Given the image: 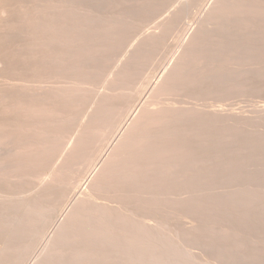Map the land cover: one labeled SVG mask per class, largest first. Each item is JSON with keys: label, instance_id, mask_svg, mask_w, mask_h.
<instances>
[{"label": "bare ground", "instance_id": "bare-ground-1", "mask_svg": "<svg viewBox=\"0 0 264 264\" xmlns=\"http://www.w3.org/2000/svg\"><path fill=\"white\" fill-rule=\"evenodd\" d=\"M108 1H110V0H0V226H1L0 227V233L6 231L5 228H3L4 225H5V227L10 226L9 228L12 230L10 232L8 231V233L10 235L9 237L12 236L11 241L14 242L13 240L16 238V236H18V237H21L20 239H18L21 242L22 238H23V241H26L27 238L30 239V237H32L33 231L38 229L35 227L39 226L38 225L39 223H41L42 225H43V223H48V224L50 223L49 226L47 225L48 228H47V226L46 227L43 226L44 230L47 228L43 234L42 233L39 234L37 231L38 235L42 234L41 235L42 238L40 236V239H42V241L40 242V240H39V244L42 245L44 242V244L42 246V251L38 254V256L41 255L43 253V251H45V250H48V249L52 250V247L55 244L59 245V243H60V245H61L60 240H62V237L63 238L65 237L64 240H67L66 239L67 234L70 235L68 233L69 232L68 230H70V228H73V226H75L76 223L77 224L80 223L79 224L80 226L82 225V223L83 224L87 223V225H88L91 222H94L95 224L99 225V223L102 224L105 221L106 222L109 221L108 222V224H109V223L113 222L112 217L116 215L117 218L115 217L116 219L114 218L113 220L118 219L117 220L118 222H121L122 224H124V223L127 224L128 221H126L127 220L126 218L129 215L127 217H125L124 216L125 214L122 211V209H123L122 208L121 211L123 212V214H122L123 216L121 215L122 218L119 219L118 215H120L119 214L120 207H117V203H116L117 197L118 198L120 197L119 199L123 198V194H121L122 198L120 196V192H121L120 190H122L121 188H123L125 185H128V187L131 191V192L128 191L129 189L127 187V189H128L127 191L129 194H127V195L125 194L124 198H126V197L128 198L129 195L133 197V193L135 194L136 193L135 190L140 189V187H141L140 185L145 186L146 185L145 181H149L151 183L149 186H151L153 183H154V185L156 183H158L159 186H160V184H162V185L167 184L171 187L172 186L174 187L177 185H170L173 183L175 184V181L172 183V181L175 180L173 178L177 179V177H178V180H182V179L187 180L189 178L187 176H189L191 174V172H190L191 166H188V165L192 161H189V163H187L186 160H184V159H186V155L185 156L183 155L184 157L182 156L184 159L181 158L182 153L185 152V150H187V148L184 147V146H186V143H187V142H185V139L187 137L184 138L186 136V134H185V136L182 135L183 134L182 132L184 131L182 128L185 127V129H186L187 126H190L189 125L191 123L190 121H193V120L199 121V119H203L206 121V119L207 120L210 119L211 121H213L212 123H214V121L219 122V121H222L223 119H227V120L229 119V122H231L230 124L233 126V128H235L234 126H236L238 124L241 125L243 118H245V117L241 118V116L243 114L240 116L241 113H239V112L236 114L235 112H237V109L235 111L234 108H233L234 110L230 111L231 113H223L225 110H220L221 107L219 108V110L222 112H218L219 111V110H217L218 108L217 109L214 108L217 110V112H216V110H214V111L210 110L209 111V108H208L207 109L208 111L205 112L207 114V116L206 115L202 116V113L204 111L200 107L202 106V108H203L204 107L203 104L200 105V107H198L199 104H197L198 106L195 104L199 108V111H196L198 108L195 106H192L191 102H190L191 105L190 104H188V105H190V107H193V108L195 107L197 109H195V110L193 108L190 109V107L188 109L184 108L186 106L183 105L184 104L183 101H182L183 104H181L180 100H182V99H180L178 101L184 107L180 106V104H179L180 107L179 106L176 107L178 101L175 104L174 103L172 104L170 102L171 105H169L168 102H167L168 103L167 105H164V104H166V102L164 103V100H162V99H161L163 102V103L161 102L162 105H159L158 103H155V102H159L160 97L165 96L166 94L167 95L169 94L168 96H170V93H172V91H176V89H180V91H182V89L186 90V88H187L191 92L194 90H201V91L204 90L205 91L207 89V87H203L202 85H200V82H199V84H198V82L195 83L193 78L195 77L196 79L201 80L203 78V76L206 75V73L210 69V67L212 69L214 68V70H215V68L216 69L218 68L216 66V64H215L216 67L215 66L212 67L214 65L213 61H212L213 63L209 62L210 58H211V60L213 59L212 57H210L209 52L213 51V54H214V52H216L218 50V48H221L222 46L220 47L219 45H216L217 43L219 44V42H221V41H219V40L216 41V44L214 42H215V40H217L221 37H223V38L225 37L224 36L225 34L223 33L224 32L223 29H225V26L223 24L222 25L224 26V28L222 27L223 28L222 30L216 28V30L218 29L219 31L221 30L223 32H216L215 33V27L214 26H212V27H214V31L210 32L213 30V28L210 27V25L212 24L211 22L214 20L215 21L214 23L216 24V22L218 21V18H216L217 21H216V19H214L215 17H213V14L215 15V13L217 12L216 15L219 16L218 12H220V11L222 12V10L225 9V7L226 8L228 7V10H229L228 13H230V12L231 13L229 14L230 16L228 14L227 15L229 17H232L231 14H235L232 12H236V11H232L230 9V7L232 8L233 6H236L237 3L239 4V6H238L239 8H237V9H241L242 7L246 9L248 7L249 9H251V11H253L252 9H254L256 7H259V8H260V6L264 7V0H203L202 9H203V15L206 16L205 21L208 22L207 17H211V15L213 17V20L212 21L210 20L211 22L210 21L208 23L206 22V24H210V25H207V26H209V29H212L209 31L210 33L209 32L202 33V32H205L206 30H209V29H205V28H207V27H205V28H202V30H204V29L205 30L201 31V28L199 25L194 26V24H193L194 27H189V28H187L188 26L185 27L186 24L182 23V17H181V15H182L181 9H183V8H181L180 11H175L174 9H172V11L169 12L168 7L172 6V5H169L170 3L172 4V2H170L172 0H170V1L168 0L170 2L169 4H168V2L163 3L164 1H167V0H145V2L144 1L140 2V0H139L138 2L140 3V8H139V5H137L138 4V2H137L136 5L134 6V8L138 6V9H135L136 11L138 10V12H133V13H137V14H134L133 17H136L139 15L138 17H140L141 19L137 20L135 18L134 20H136V21H134V22H138L141 20L143 25H144L145 23L151 22L150 19L154 18L155 14H158V15H156L157 16L156 18H158V16H160V14L158 12H162L163 14L161 13V15H164V14L165 15L161 16L162 18L160 17L159 19H157V20H161L159 25H157L156 28L153 27V29L150 26V28H151L150 29V28H148V24H147L146 27H143V28L139 29L138 31L135 28L134 30L137 31L136 33H133V32H135L133 30L134 27H132V28L130 27L133 32L132 33L129 32L131 34L130 35L128 34L127 36H126V33H128V32L123 31V30H126L127 28L124 29V28L119 27V30L117 29L116 35H115L114 29H112V27L114 25L111 26V29L113 31H109V33H107L108 32L107 30L109 28L106 26L108 29L102 28L105 31H101L103 33L105 32V34L107 33L106 36L104 34L106 40L105 39L102 40L103 35H100V30H99L100 27L97 26V24L101 25L100 23L102 21L99 19L101 22L100 23H97V22H98V18H100L101 15H104L106 13V12L103 13L104 11H101V8H103L102 5L105 6ZM114 1H117V0H113V1L111 0L112 3ZM126 1H128V0H126ZM130 1H133V0H130ZM183 1L184 0H182V2L179 1L180 2L179 5L181 4L182 7H183V5L186 4L184 6L183 10L188 8L189 5L192 6L191 8H193V5H195L194 4L195 0H185L184 2ZM197 1H199V0H197ZM123 2H125V1H123ZM134 2H132V3H134ZM175 2H176V0H175ZM104 3H106V4H104ZM128 3H129V1H128ZM173 3H174V0H173ZM198 4H199V2H198ZM230 4L231 5L233 4V5L231 6ZM112 5H114V3ZM131 5H129V6H131ZM228 5H230V6H228ZM114 6L116 7L117 5H114ZM172 7H174V6H172ZM104 8H103V10H104ZM122 8H123V6H122ZM174 8L177 9V6ZM188 9H190V8H188ZM249 9H248V11L251 14ZM123 10H124V8H123ZM131 10H133V9H131ZM166 10H168V11H166ZM173 10H174V12H173ZM115 11H116V9H115ZM120 11L121 10H119V12ZM164 11L169 12V13L166 14V13H164ZM185 11H187V9ZM185 11H183V12H185ZM240 11L242 12V9ZM255 11H257V10H255ZM263 11H260V14H261V12L263 14ZM244 12H242V13H244ZM130 13H132V12L130 11ZM130 13H129V15H131ZM226 13H227V11H226ZM246 13H244V14H246ZM249 13H248V15L246 14L247 15L246 17L250 16ZM126 14H128V13H126ZM188 14H187V16H188ZM221 14H223V12ZM237 14L235 16H237ZM254 14L255 13H253V15ZM121 15H125V14L123 13ZM129 15H128V17H129ZM132 15H131V17H132ZM256 15H257V13H256ZM112 16H114V15H112ZM184 16H186V15H184ZM125 17L126 16H124V18ZM128 17H126V19ZM188 17H186V19H188ZM201 17H203V16H201ZM244 17H242L243 20H244ZM107 18H109V17H107ZM120 18H122V17L120 16ZM251 18L252 17L250 16L248 19L252 20L253 18L252 19ZM258 18L256 21L254 19L255 23L252 21L253 24H256L257 21H259V19H261V18H259V19ZM131 19H133V18H131ZM131 19H130V22H133V21H131ZM208 19H210V18H208ZM228 19H230V18L226 17L227 21H229ZM234 19L239 20L235 17H234ZM242 19L239 21H242V24H243ZM151 20L153 21V19H151ZM155 20L156 19H154V21ZM157 20H156V24H158ZM198 20H200V19H198ZM249 20H248V22L247 21H245V22H247L248 24L251 25V22ZM112 21H115V20H112ZM147 21H149V22H147ZM219 21L220 22L222 21V17H221V20H219ZM262 21H264V20H262ZM201 22H202V19H201L200 23H198V24H201ZM237 22L238 21H236V24H237ZM151 23H153V22H151ZM202 23L204 24V22H202ZM214 23H213V25H214ZM231 23H234L233 20L231 21ZM239 23H241V22H239ZM261 23L262 22H260V24L258 26H261L264 22L262 24ZM115 24H118V23H115ZM122 24H123V22H122ZM131 24H133V23H131ZM217 24H219V26L221 25L220 23H217ZM242 24H240V25H242ZM102 25H103V23H102ZM227 25L229 27H227V29H225V30L230 31L229 32V35H230L231 30H232L231 25L226 24V26ZM221 26H220V28H221ZM243 26H245V25L243 24ZM258 26H257V28H258ZM237 27L238 26L236 25V28ZM253 27H256V26L254 25ZM236 28H235V30H236ZM243 28L244 27L240 26V29L242 31H240L237 28L239 30V33L244 32ZM181 29L183 32L182 33L183 39H182L181 47H180L181 50L177 51L176 56H174V58H172V60L170 59L171 63L168 64V67L164 66L166 68L163 67V69H162V67H161V69L158 68L157 65L159 66V63H160L159 62L160 58H158V57L161 55V53L163 51L168 49V47L170 46V42H168L170 39L168 37L173 32L174 33L178 32V30H181ZM260 29L262 30L263 28H260ZM247 30L249 31V29H247ZM250 30H253V29H250ZM117 32H118V34H117ZM179 33H180V31H179ZM179 33H176V35ZM214 33L216 35L218 33H223L224 35H220L221 37H218V35H217L216 37H218V38H215ZM225 33H226V31H225ZM233 33L231 34L230 37H232V35L234 37H236L239 34V33H237V35L236 34L234 35ZM242 33H240V34H242ZM239 35H238V37H239ZM246 35L248 36V34H246ZM226 36H228V35H226ZM240 36H242V35H240ZM100 37H102V38H100ZM225 38H227V37H225ZM225 38H224V40H227ZM228 39H230V38H228ZM230 41L231 40H229L228 42H230ZM233 42H236V41H233ZM222 45H223V43H222ZM223 46H225V44ZM226 46H228V44H226ZM228 47H224L225 51H226V48H228ZM233 49H234V47H233ZM220 51H222V50H220ZM245 51H246V49H245ZM163 55L161 57H163ZM211 56H213V55H211ZM157 58H158V62H159V63L157 62L158 64H156ZM160 61H162V60H160ZM216 61H218V60H216ZM219 61H220V59H219ZM263 61H264V59H263ZM165 65H167V63ZM223 70H225V69L223 68ZM212 71H208V73L212 72ZM221 71H222V69H221ZM215 72H212V73H215ZM263 72H261L260 74H262ZM217 73H219V71ZM220 74L222 76V73H220ZM220 74L218 76H220ZM256 75L258 76L257 73L255 74V76ZM210 76H213V74H211ZM210 76H208V77L210 78ZM255 76H252V77L256 78ZM260 76H263V75H260ZM260 76H258V78ZM185 77H188V80H192L194 82L191 85H189L191 82L186 83L187 85H184L183 82H185V80L187 79V78L185 79ZM190 77H193V78L189 79ZM214 77L217 78V76H213L210 79H213ZM220 78L221 77H219V83H220ZM223 78H225V77H223ZM263 78H264V76H263ZM210 79H209V81H210ZM262 79H259V82H261L260 80H262ZM188 80H186V81H188ZM217 80L218 79H214V81L216 83H218ZM256 80L258 81V79H256ZM256 80H255V83H256ZM197 81H199V80H197ZM247 82H248V80H247ZM209 83H211V81ZM216 83H214V84H216ZM249 83L250 82H248L247 85H249ZM255 83H254V85H255ZM204 85H205V82H204ZM223 86H225V85H223ZM249 87H251V85H249ZM211 88H213V86ZM211 88H210V90H211ZM263 88H264V86H263ZM251 89H252V87H251ZM186 91H183V92H186ZM189 91H187V93ZM182 95L184 96V94H182ZM179 97H181V96H179ZM157 99L159 101H157ZM163 99H167V97H165ZM189 100H190V98H189ZM191 100H192V98H191ZM166 101H168V100H166ZM186 101H184V102H186ZM188 103H189V101H188ZM185 105H187V103H185ZM193 105H194V103H193ZM205 107H206V105H205ZM205 107H204V110H205ZM212 108H210V109H212ZM249 108H253V107L251 106ZM200 109L203 112L200 111ZM222 109H224V108H222ZM228 109H231V108L229 107ZM241 109L243 110V108H241ZM254 109H256V108H254ZM227 111L229 112V110H227ZM250 111H252V110H250ZM262 111H264V109ZM196 112H197V114H196ZM200 112H202V113L200 114ZM254 112L256 114L259 113V112L257 113L256 111H254ZM194 113L196 115L195 117L193 115ZM262 115H264V114H262ZM246 117L248 118V116H246ZM256 117L258 118V116H256ZM260 117H262V116H260ZM210 120H209V122H211ZM203 122H201V123H203ZM226 123L228 125V121ZM242 124H243V122H242ZM231 125H229V126H231ZM240 125H238L237 128H239ZM249 125H250V123H249ZM192 126L193 125L191 124V128H192ZM242 127H243V125H242ZM198 128H200V127L198 126ZM201 128H203V127H201ZM206 128H208V126ZM219 128H221V127H219ZM240 128H241V126H240ZM187 129L186 130L188 132H190V129L189 128H187ZM180 130L182 131L181 133H180ZM224 130L226 131V129H224ZM231 130H229V131H231ZM237 130H240V129H237ZM199 131H202V130H199ZM233 131H235V130H233ZM194 132L196 133V130ZM184 133H185V131H184ZM215 133L216 132H214V134ZM217 133H219V132L217 131ZM221 133L223 134L222 131H221ZM233 133H235V132H233ZM180 134L182 135L184 142L182 141L183 139L181 138ZM204 134H205V132H204ZM202 135L200 134V136H202ZM225 135H224V137H225ZM187 136H189V134H187ZM230 136H234V135H230ZM236 136L238 138L237 134H236ZM189 137H191V136H189ZM195 137L198 138V140H199V137H197V136H195ZM213 138L211 139V141L214 140ZM216 138H219V137L216 136ZM203 139H204V137H203ZM207 140H208V136H207ZM207 140H205V142ZM224 140H226V139H224ZM231 141H233V140H231ZM240 142H242V141L240 140ZM213 143H214V141H213ZM217 143H219V145H220V141ZM226 143H227V141H226ZM231 143L232 142H230V144ZM191 144H193V143H191ZM191 144H189V145H191ZM195 145H197V144H195ZM205 147H207V146H205ZM200 148H201V146L199 147V149ZM191 149H190V151H191ZM206 150H207V148H206ZM198 152H200V151H198ZM203 152H205V151H203ZM206 152H208V151H206ZM189 153H191V152H189ZM187 156H188V153H187ZM187 160H189V159H187ZM213 160H215V159L213 158ZM222 160H224V159H222ZM201 161H203V160L201 159ZM260 161H264V160H260ZM192 163L190 165H192ZM242 163H241V165H243ZM196 164H197V160H196ZM198 164L200 165V163H198ZM206 164H207V162H206ZM245 164H247V163H245ZM195 165L193 167H195ZM223 165H222V167H223ZM226 165H227V163H226ZM213 166H214V164H213ZM230 166H232V165H230ZM203 167H204V165H203ZM203 167H201V168H203ZM249 167H251V166H249ZM251 169H252V167H251ZM194 170H193V172H194ZM219 170H221V169H219ZM246 170H247V168H246ZM199 171H200V169H199ZM212 171H214V170H212ZM204 172L205 171H203L202 173H204ZM210 172L208 174L211 175L212 172L211 173ZM215 172H213V173H215ZM239 172H241V170ZM200 173H201V171H200ZM202 173H201V175H203ZM218 173H220V172L218 171ZM222 173H224V172H222ZM254 173L256 174V171ZM254 173L252 172V174H254ZM245 176H246V174H245ZM261 176H262V174H261ZM194 177H197V176H192V179ZM209 177H211V176H209ZM239 177H241V176H239ZM116 178L118 179V181H121V183L123 182L125 185L121 184L120 182H117V184H119V183L121 184V187H118L119 185L115 186L116 184L115 185L112 184V186L110 185V187H111V189H110V187L108 185L111 182L114 183L115 180L117 181ZM258 178H256V180ZM263 178H264V176H263ZM165 179L170 180L171 182L167 181V180L165 181ZM200 179H203V178L201 177ZM244 179H246V178H244ZM250 179H252V178H250ZM190 180H191V178H189V181ZM203 180H202V182H203ZM238 180H239V178H238ZM116 181H115V183H116ZM192 181H194V180H192ZM143 182H145V183H143ZM179 182H181V181H179ZM206 182H204L205 185H207ZM168 183H170V184H168ZM176 183H178L177 180H176ZM158 184L155 185V187L156 186L157 187H156V189L154 188L153 191H155V190H157V188H159ZM193 184H195V183H193ZM147 185H148V182H147ZM106 186L109 189H107ZM146 186L144 187L145 189H146ZM149 186H147L148 189L150 188ZM152 186H151V189H152ZM169 186L164 187L167 190L159 188L161 191H159V192L155 191L157 193V195H155V197L152 195L153 191L150 189L149 190L152 191V193L150 192L151 193L150 196H149V192H147V194L149 196L148 198H150V199H151V196H153L154 199L156 197L158 198V196H159L158 199L156 198L157 200L156 199L154 200L152 198L154 200L153 201L151 199L154 202V204L153 203L152 204L153 205L156 204L155 205L156 208L158 206L157 209H159V205H157L158 202L156 203V201L162 200L164 198V197L161 198L162 196L160 197V194H162L161 192H164L163 194L167 195V200L165 199L166 203H165L164 207H166L165 209L168 210V212L165 210L166 211L165 213L167 215L165 214L166 215L165 219H163V218L162 219H163V221L165 220L166 223H174L176 216L174 217V214H173V203H174L173 200L177 201L178 200L177 198L179 196L177 198L175 197L176 199H174V197L172 196L173 197L172 203H170L171 200H169L170 201L169 202L168 199H171V197L169 198V195L167 194V192L169 190H171V187H170V189H168ZM112 187H116V188L118 187V188L117 189L115 188L116 189V191H115L114 188H112ZM192 187H194V185H192V186L189 185V188L191 189V191H193ZM124 188L125 189H123L121 193H123V191L124 192L126 191V187H124ZM132 188L133 189L135 188V189L133 190ZM144 188H143V190H144ZM189 188H187V189H189ZM208 188L209 187H207V190H208ZM118 189H119V191H118ZM185 189H186V187H185ZM107 190H110V192L115 191V193L118 191L117 192V194L119 193L118 196L115 195L114 193L113 194L115 196L112 194L114 199L116 198V201H114V199L110 198L112 195L110 194L109 191L107 192L106 198H105L104 193H106ZM140 190L142 191V189H140ZM164 190H166L167 192H165ZM181 190H183V188ZM205 190H206V188H205ZM183 191L185 192V194L187 193L186 190H183ZM191 191H189V192L191 193ZM144 192H145V190H144ZM155 192H154V194H156ZM173 192H176V191H173ZM204 192H202V193H204ZM137 193H139V192H137ZM137 193L134 195V197L137 195ZM202 193L200 194V196L201 195L203 196ZM108 194L111 195L109 198H107V196H109ZM179 194L182 195L183 192L181 191V193H179ZM174 195H176V194H174ZM130 196H129V198H130ZM139 196H140V194H139ZM183 196H184V194L182 195V199H181L182 201L181 202L179 201L180 198L178 200L180 203H182L183 200L184 201L186 200L185 197H187V195L184 196L185 199H183ZM249 196L251 198V195H249ZM146 197L147 196H145V198ZM119 199H118V201H119ZM205 199H207V198H205ZM122 200H124V199H122ZM126 200H124L122 202L120 200L118 202V205L121 203H122V205L123 204L128 205L125 202ZM246 200H247V198H246ZM254 200L255 199H253V202H255V204H256V200L255 201ZM167 201L170 203V204L168 203L169 205L167 204ZM234 201L236 202V200H234ZM257 201H260L259 198ZM262 201H264V199ZM123 202H125V203H123ZM127 202H129V200H127ZM186 202H189V201H185L184 204H187ZM243 202H245V201H243ZM243 202H241V203H243ZM133 203L134 202L132 201V203H130V204L133 205ZM147 203H148V201H147ZM159 203H160L162 210H164L163 205H161L163 202L161 203V201H159ZM191 203L189 202V204H191ZM259 203H261V202H259ZM182 204H180V205L184 206ZM231 204H233V203H231ZM250 204L251 203H249V205ZM262 204H263V202H262ZM126 205H123V207L124 206L125 207L130 206V205L129 206H126ZM166 205H168V206L172 205V206H171V208H169ZM245 205H246V202H245ZM137 206H138V203H137ZM145 206H146V204H145ZM253 206L255 208L254 204H253ZM125 207H124V210H125ZM139 207H136V209ZM154 207H152V208L154 209ZM178 207L179 206H177V208ZM200 207L202 208V205ZM246 207H247V205H246ZM249 208H251V207H249ZM160 209H159V211L157 210V212H156V210L155 211L151 210V211H154L155 214L156 213L158 214L160 212ZM255 209H257V207ZM90 210L92 212H90ZM131 210H132V208H131ZM145 210H142V211H145ZM251 210L254 212L253 207ZM121 211H120V213H122ZM126 211H127V209H126ZM135 211H137V210H135ZM241 211H243V210H241ZM247 211L248 210H246V212ZM89 212L94 213V214L92 215ZM127 212H129V211H127ZM140 213H141V211H140ZM145 213H143V214H145ZM148 213H150V212H148ZM174 213H176V212H174ZM186 214H188V212ZM189 214L187 216H190ZM142 215H139V216H142ZM160 215H161V212H160ZM160 215H158L157 217H159ZM180 215H183V214H180ZM250 215H251V213H250ZM90 216L93 218H90ZM145 217H146V215H145ZM161 217H164V216L161 215ZM109 218L111 221L109 220ZM150 218H151V216H150ZM184 218L181 220H184ZM90 219H91V221H90ZM93 219L95 221H93ZM154 219H156V218H154ZM121 220H123V221H121ZM145 220H146V218H145ZM149 220H151V219H149ZM96 221H98V222H96ZM117 221L115 223H112V224H115V225L119 224ZM138 221L140 222V220H138ZM154 222L158 223L155 220H154ZM128 223H131V222L129 221ZM140 223H142V221ZM147 223L151 224L150 222H147ZM105 224H102V225L105 226ZM143 224H144V226L145 225L147 226V224H145L144 221H143ZM85 226H86V224H85ZM92 226H94V225H92ZM8 227H6V228H8ZM125 227H126V225H125ZM83 228H82V230H83V232H85L87 229V226H86L85 230ZM90 228H92V230L94 229L93 227H90ZM116 228H119V227L117 226ZM131 228L133 229L134 227L131 226ZM140 228H138V229L140 230ZM143 228H145V227H143ZM156 228H159V227H156ZM73 229H75V228H73ZM103 229L104 228H102V231H101V228H98V230L96 231L97 236H100V237H98L99 239L101 238V235L103 236L104 234H107L109 232L108 231L106 233V230L104 231ZM107 229L109 230L108 227H107ZM76 230H80L79 227ZM82 230H80L81 233H83ZM115 230H117V229H115ZM115 230H114V232H116ZM137 230H134V231H137ZM139 230H138V232L140 233ZM143 230H142V232L144 233ZM40 231L42 232L43 229ZM94 231H93V233H94ZM149 231H151V230L149 229ZM90 232H91V230H90ZM111 232L113 233V231H111ZM120 232H122V231H120ZM130 232L128 234H130ZM6 233L7 232L3 233V235L5 234V236H7ZM30 233H31V235H30ZM72 233H73V231H72ZM76 234H77V232H76ZM91 234H92V232H91ZM113 234L115 235V233H113ZM145 234H146V232H145ZM159 234L160 233H158V235ZM79 235H81V234H79ZM79 235L77 234L78 237H80ZM95 235H94V237H97ZM121 235H122V233H121ZM139 235H141V234H139ZM155 235L157 238H159L157 236V233ZM71 236H73V234ZM74 236H75V234H74ZM90 236H92V235H90ZM107 236H108V234H107ZM117 236H118V234L116 235V238H117ZM119 236H120V234H119ZM129 236L133 238L132 235H129ZM141 236L144 238V235H141ZM25 237H27V238H25ZM104 237H105V235H104ZM75 238H77V237H75ZM98 238H97L98 241L97 240L96 241L100 242V240ZM109 238H108V240H109ZM125 238H126V235H125ZM127 238H128V236H127ZM151 238L153 239V236H151ZM34 239L33 238L31 239V240H33L32 242H34L32 246L29 245V244H32L30 242L27 246L28 241L24 242L25 244H23V246L20 245L19 241H17V240L15 241V243L20 245V246L19 245L17 246L16 252L19 251L18 250L19 248H25V247L31 248L32 247L31 249L25 248V251L20 253V255H19V253H17L16 256H18V259H17V261L15 260L16 261L15 264H38V262H39L38 259L36 257L34 258V251L36 250V248L38 246L35 243L38 244L39 238H36L37 239V240L35 239L36 241H34ZM82 239H83V237L81 238V240ZM91 239L93 240V236ZM102 239H101V243H102V241H104ZM128 239H127V241H131ZM147 239H148V237H147ZM64 240H62V241H64ZM70 240H71V238H70ZM120 240H121V238H120ZM144 240H145V238H144ZM148 240H150V239H148ZM58 241H60V242L58 243ZM77 241H78V239H77ZM83 241H84V239H83ZM124 241H126V239L123 240V244H124ZM72 242H70V243H72ZM78 242H80V240ZM89 242L93 243L94 241H89ZM120 242H119V244H120ZM132 242L133 241H131V243ZM143 242L144 241H142L141 243H143ZM151 242H149V243L151 244ZM155 242H157V241H154L152 243H155ZM3 243H5V242H2V245H3ZM81 243H82V241H81ZM133 243H135V242H133ZM145 243H147V242H145ZM145 243H144V245H146ZM21 244H22V242H21ZM132 244H130V245H132ZM150 244L146 247H149L152 245V244L151 245ZM6 245L10 246L9 244H5V246ZM24 245H26V246L24 247ZM35 245H36V248H34L35 249L34 250L33 246H35ZM85 245L83 244V247H85ZM90 245H91V243H90ZM99 245H100V243L97 246H99ZM107 245H109V244H106L105 246H107ZM133 245H132V248L130 246L131 250L133 249ZM140 245L135 244V248H136V246L140 247ZM142 245H141V248H142ZM8 246H6V248ZM114 246H116V249H117V245H114ZM128 246H127V248H128ZM2 247L4 248V246H2ZM15 247H12V248H15ZM38 248H40V247H38ZM58 248H59V246H58ZM85 248L88 250L87 247H85ZM32 249L34 250L33 253H32ZM107 249H108V246H107ZM111 249H112V247H111ZM124 249H125V247H124ZM137 249H139V248L137 247ZM7 250H8V248H7ZM7 250L4 248V252ZM21 250L23 251V249H21ZM21 250H20V252H21ZM29 250H31V252ZM53 250L55 251L54 248H53ZM80 250H82V249H80ZM93 250H95V249L93 248ZM106 250H104V251H106ZM141 250H143V249H141ZM12 251H14V250L12 249ZM54 251H51V255H50V250H49L48 251V254H49L48 257H52V255H53L52 252H54ZM68 251H69V249H68ZM74 251H75V249H74ZM86 251H84V252H86ZM90 251H91V249H90ZM90 251H88V252H90ZM101 251H103V249ZM45 253L47 254L46 251H45ZM45 253H43V254L45 255ZM110 253H111V251H110ZM131 253H133V252L131 251ZM87 254L85 253V255H87ZM125 254H127V253H125ZM136 254H135V256H138ZM139 254H142V253L139 252ZM67 255H70V254H67ZM73 255L76 256V254H74V253H73ZM80 255L81 254H79L77 256H80ZM85 255H84V257H85ZM75 256H74V258H72L73 262L76 259ZM0 257L2 258L1 255H0ZM54 257H55V255H54ZM109 257L112 258V256H109ZM131 257H133V256H131ZM7 258H9V257H7ZM32 258H34V259H32ZM43 258H41L40 262H42V260H43V262H46L45 261L47 259L46 255H45V259H43ZM59 258H61V257H59ZM86 258H88V257H86ZM9 259H11V257ZM9 259H5V260L9 261ZM72 259L70 258V260H72ZM115 259H117V258H115ZM123 259H125V258H123ZM132 259H131V261H132ZM49 260L51 261V258L48 259V261ZM67 260H68V258H67ZM70 260H68L67 262L69 263ZM120 260H121V258H120ZM126 260L127 259H125V261ZM134 260L135 259H133V262H134ZM141 260H143V258ZM57 261H59V260H57ZM86 261H87V259H86ZM108 261H109V258H108ZM110 261L112 262V260H110ZM137 261H138V259L135 261V264ZM0 262H1V260H0ZM4 262H6V261H4ZM12 262H13V260H12ZM12 262H10V263H12ZM73 262H72V264H73ZM106 262H107V259H106ZM130 262L128 260V263H130ZM139 262H140V260L138 261V263ZM46 263H48V262H46ZM122 263H124V262H122ZM1 264H3V263H1ZM39 264H41V263H39ZM82 264H84V263H82ZM107 264H108V262H107ZM111 264H113V263H111ZM126 264H127V261H126ZM140 264H141V262H140Z\"/></svg>", "mask_w": 264, "mask_h": 264}, {"label": "rangeland", "instance_id": "rangeland-1", "mask_svg": "<svg viewBox=\"0 0 264 264\" xmlns=\"http://www.w3.org/2000/svg\"><path fill=\"white\" fill-rule=\"evenodd\" d=\"M113 1V0H112ZM123 1H125V2H123ZM117 0V1H114L113 3H114V5H117L116 7L114 6V5H112L113 3L111 2V0L110 1H108L107 2V4L106 3H104V4H106L105 6H103L102 5V7L104 8V10H103V8H101V11H104L103 13H105L104 15H101V17L100 18H98V22L97 23H100L101 21V25H99V24H97V26L98 27H100L99 28V30H100V35H103V38L102 37H100V38H102V40L103 39H105V36H106V34L107 33H109V31H113L112 29H114V33H115V35H116V31H117V29L119 30V27L120 28H124V29H126V30H123V31H127L128 33H126V36L129 34H131L133 31L131 30V28L132 27H134L133 28V30L136 28L137 29V31L139 30V29H141V28H143V27H146L147 26V24H148V28H150V26L152 27V29H153V27L154 28H156V26L157 25H159V23H160V21L161 20H157V19H159L161 16H164V15H161V13L162 12H158L159 14H160V16H158V18H156L157 16L156 15H158V14H153L155 17L154 18H151V19H153V21L150 19V21L151 22H153V23H151V22H149V21H147V22H149V23H145L144 25H143V23H142V21L140 22V21H138V22H134V21H136V20H134L135 18L137 19V20H139V19H141L140 17H138V16H136V17H133L134 16V14H137V13H133V12H138V10L136 11L135 9H138V6L137 7H135L134 8V6L136 5V3L139 1V0H133V1H130V0H128L129 1V3H128V1H126V0ZM135 1V2H134ZM142 1H144L145 2V0H140V2H142ZM170 1V0H169ZM168 0L167 1H164L163 3H166V2H168V4L170 3V2H172V4L170 3L169 5H172V6H174V7H176L177 6V9L176 8H174V7H170L169 5V12H171L172 11V9H174L175 11H180V9L181 8H183L184 9V6L186 5H183V7H182V5L180 6L179 5V3L180 2H182V0H176V2H175V0H174V3H173V0L172 1H170L169 2ZM180 1V2H179ZM185 1V0H184ZM183 1V2H184ZM197 0H195L194 2V4L195 5H193V8H191L192 6L191 5H189V7L188 8H190V9H188V8H186L187 9V11H185V10H183V9H181L182 10V15H181V17H182V23H185L186 24V26L185 27H187V28H189V27H194V26H196V25H199L200 26V28H201V31H204L205 29H209V26H207V25H210V24H206V22L207 21H205L206 20V16H204L203 15V9H202V7H203V0H199V1H197ZM118 2V3H117ZM131 2V3H130ZM132 2H134V3H132ZM178 2V3H177ZM198 2H199V4H198ZM132 4V5H131ZM134 4V5H133ZM175 4V5H174ZM110 5V6H109ZM129 5H131V6H129ZM137 5H139V8H140V3L138 2V4ZM143 5V4H142ZM141 5V6H142ZM231 5V4H230ZM230 5H228V6H230ZM233 5V4H232ZM231 5V6H232ZM236 5V4H235ZM120 6V7H119ZM122 6H123V8H124V10H123V8H122ZM237 6V7H236ZM236 6H233L232 8L230 7V9L232 10V11H236V12H232V13H235V14H231V16L232 17H229L230 15V13H228L229 12V10H228V7L226 8L225 7V9H223L222 10V12H223V14H221L222 12L220 11V12H218V15L219 16H217L216 15V13H215V15L213 14V17H215L214 19H216V18H218V21H217V19H216V24L214 23L215 21L213 20V17H212V15H211V17H207V20H208V22L211 20H213L211 23V25H210V27L211 28H213V30L212 29H209V30H206L205 32H202V33H206V32H209L210 30H212V31H210V32H213L214 31V27H215V33L216 32H223V33H218L217 35H218V37H221L220 35H224L225 37H227V38H225V39H227V40H224V38L223 37H221V38H219V39H217V40H215V44H216V41H221L222 43H223V45L225 44V46H223L222 45V43L221 42H219V44L217 43L216 45H219L221 48H218V50L216 51V52H214V54H213V51H210L209 52V55H210V57H212L213 59L211 60V58H210V61L209 62H211V63H213L214 65L212 66V67H214L215 66V64H216V66L218 67L217 69L215 68V70H214V68L212 69L211 67H210V69L208 70V71H212V72H215L216 70V72L215 73H212V72H209L208 73V71H207V73H206V75H204L203 76V78L200 80V79H196L195 77L193 78V77H190L189 79H192L193 78V80L195 81V83H197L198 82V84H199V82H200V85H202L203 87H207V89L204 91V90H194V91H189L187 88H186V90L187 91H189L188 93H187V91L186 90H183L182 89V91H180V89H176V91H172V93H170V96H168L167 94L165 95V96H162V97H160V101L157 99V101H159V102H155V103H158L159 105H162V100H164V103L166 102V104H164V105H167L168 103H169V105H171V103L173 104H175L178 100H180V99H182V100H180L181 101V104H183L184 106H186V107H184V106H182L180 103H179V101L177 102V105H176V107H178L179 106V104H180V106H182V107H184V108H189L190 107V105H191V103H192V106H195V107H197L198 105L197 104H199V106L198 107H200V105H202L203 104V106L205 107V105H206V107H205V110H204V107L202 108V106L200 107L201 109H200V111H202V112H200V114L202 113V116L204 115H206L207 116V114L205 113L206 111H208L207 109L209 108V111L210 110H212V111H214V110H216L217 108V110H219V108L221 107V109L220 110H225L223 113H231L230 111L231 110H234L235 109V111H236V109H237V112H235L236 114L239 112V113H241L240 114V116H241V118H243V117H245V118H243V124H242V122H241V125L240 124H238V125H240L241 126V128H240V126H239V128H237L238 127V125H236V126H234L235 128H233V126L230 124L231 122H229V119L227 120V119H223L222 121H214V123H212L213 121H211L210 119H206V121L205 120H203V119H199V121H197V120H193V121H190L191 123L189 124L190 126H187L186 127V129L187 128H189L190 129V132H188L186 129H185V127H183L182 129L185 131V133H184V131L182 132L181 130H180V133L182 132L183 134V136H185V134H186V136L184 137V138H186L185 139V142H187L186 143V146H184L185 148H187V150L189 151V152H191V153H189L187 150H185V152H183L182 153V155H181V158H183L185 155H186V159H184V160H186V162L187 163H189V161H192V162H190L189 163V165L188 166H191V176L189 175V176H187V177H189V178H191V180L189 181V178L186 180H184V179H182V180H178V177H177V179L176 178H173V179H175V180H173L172 181V183L175 181V184L173 183V184H170V183H168V184H170V185H177V186H169V185H167V184H165V185H162V184H160V186H159V184L158 183H156V184H158V187L161 189H166V188H164L165 186H169L168 187V189H170V187H171V190H169L168 192L170 193H168L166 190H164L165 192H167V194L169 195V198L171 197V199H168V201L169 200H171V202L170 203H172V199H173V197H174V199H176L178 196V200H179V198H180V202L182 201L181 199H182V195L184 194V196H186L187 195V197H185L186 198V200L185 201H189L191 204H189V202H186L187 204H184L185 203V201L183 200V204L182 203H180L178 200L177 201H174L173 200V214H174V217H175V221H174V223H166L165 222V220L163 221V219H165V216L167 215L165 212L167 211L168 212V210H166L165 208L166 207H164V205H165V199L167 200V195H164L163 193L164 192H161L162 194H160V197L161 198H163L162 200H158V201H156V203L158 202L159 203V201H161V205H163V208H164V210H162V208H161V206H160V203L158 204L157 203V205H159V209H160V212H161V215L162 216H164V217H161V215H160V212L156 215L155 214V210L158 208V206H157V208H156V204L155 205H153L154 204V200L157 198H155L154 199V197H155V195H157V193L156 192H159V191H161L159 188H157V190H155V191H153L154 190V188L156 189V187H155V185H154V183L151 185L152 186V189H151V186H149L151 183L149 182V181H145L146 182V185H147V182H148V185L147 186H149L150 188V190H152L153 191V193H152V191H150L148 188H147V186H146V189L148 190H146L144 187L145 186H143V185H140L141 187H140V189H142V191L140 190V189H137L136 187V189L137 190H135L136 191V193L137 192H139V193H137V195L134 197V195L136 194H134L133 193V197L132 196H130V198H129V196H128V198L126 197V198H124L125 197V194L127 195V194H129L128 193V191H130V189H129V187H128V185H125L123 182L121 183V181H118V179H117V181H116V183H115V181H114V183H110L108 186L110 187V185L112 186V184H116L115 186H118V187H121V184H123V185H125L124 187H126V191L124 192L123 191V193H121L122 192V190L123 189H125L124 187L123 188H121L122 190H120L121 192H120V196H121V194H123V198H122V196H121V198L122 199H124V200H129V202H127V200L125 201L128 205H126V204H123V205H126V206H129V207H125V210H124V207H123V205H122V201H124V200H122V199H119L118 197H117V201H116V198L114 199V197H113V195L115 194V195H119V193L117 194V192L119 191V189H118V191L115 193V191H116V189L118 188H116V187H112V188H114V192H110V190H107L106 191V193H104V195H105V198H106V194H107V192L109 191L110 192V194L112 195L113 193V195L111 196L110 194H108L109 196H107V198H109L110 196V198H112V199H114V201H116V203H117V207H120V211H121V209H122V211L124 212V216L125 217H127L128 215V217L125 219L126 221H130L131 223H128L127 222V224L126 223H124L125 225H126V227H125V225L124 224H122L121 222H118L117 220H113L115 217L117 218V216L115 215V216H113L112 217V223H115L116 221L119 223V224H112V223H109L108 224V222H104V223H102V224H105V226L104 225H102L101 223H99V225L98 224H95L94 222H91V223H89L88 225H87V223H82V225L80 226L79 224L80 223H76L75 224V226L78 228L79 227V229L80 230H82V228L85 230L86 229V226H87V229H86V233L85 232H83V230H82V232L83 233H81V231L80 230H76L77 228L75 227V226H73V228H75V229H73V228H70V230H68L69 232V234L70 235H68L67 234V236H66V239L69 241H67V240H64V238L62 237V240H64V241H62V240H60L61 241V245H60V241H58V243H59V245L57 244H55L53 247H52V250L51 249H48V250H45L46 252H47V254L45 253V251H43V253H45V255H46V262H48V263H46V262H43V260H42V262H40L41 261V258H43V259H45V255L42 253L41 255H39L38 256V254L42 251V246H43V244H44V242H43V244L42 245H40L39 244V240H40V242L42 241V239H40V236L44 233V231L48 228V226H49V224L48 223H43V225L41 224V223H37L39 226H37V227H35V228H38V229H36V230H34L33 231V234H32V237H30V239H28L27 237H25V238H27V240L26 241H28L27 242V246H28V244H29V242L30 243H32V244H29V245H33V243L34 242H32L33 240H31L32 238L34 239H36V238H39L38 239V244L37 243H35L36 245H38L37 246V248H36V245L35 246H33V249L34 248H36V250L34 251L33 249H32V253H33V251H34V258L36 257L37 259H38V264L39 263H41V264H53L54 262V264H72V262H73V259L72 258H74V256L75 255H73V253L74 254H76V256H75V258L77 259H75L74 260V262H73V264H82V263H84V264H107V262H108V264H111V263H113V264H126V261H127V264H135V261L138 259V261L140 260V262H141V264H264V201H262L263 199H264V178H263V176H264V161H260V160H264V115H262V114H264V111H262L263 109H264V88H263V86H264V78H263V76H264V61H263V59H264V21H262V20H264V7H261L260 6V8L259 7H256V8H254L255 10H257V11H255L254 9H252L253 11H251V9H249L248 7V9L250 10V12H251V14L253 15V13H255L253 16L249 13V11H248V9L246 8H243L242 6V12H244V13H246L247 11V15H248V13H249V15L253 18H251L252 20H249L248 18L250 17V16H248V17H246L247 15L246 14H244V13H242L240 10L241 9H237V8H239L238 6H239V4L237 3V5ZM114 7V8H113ZM132 7V8H131ZM236 7V8H235ZM121 8V9H120ZM128 10H127V9ZM195 8V9H194ZM262 8V9H261ZM107 9V10H106ZM112 9V10H111ZM115 9H116V11H115ZM131 9H133V10H131ZM171 9V10H170ZM234 9V10H233ZM119 10H121L120 12H119ZM132 12V13H130V11ZM174 10H173V12H174ZM201 10V11H200ZM230 10V11H231ZM247 10V11H246ZM166 11H168V10H166ZM166 11H164V13H166V14H168L169 12H166ZM183 11H185V12H183ZM189 11V12H188ZM226 11H227V13H226ZM240 11V12H239ZM255 11V12H254ZM260 11H263V14H262V12H261V14H260ZM110 12V13H109ZM225 12V13H224ZM253 12V13H252ZM259 12V13H258ZM109 13V14H108ZM115 13V14H114ZM125 14V15H121V14ZM126 13H128V14H126ZM129 13L132 15V17H131V15H129ZM156 13V12H155ZM186 13V14H185ZM189 13V14H188ZM192 13V14H191ZM238 13V14H237ZM243 15H242V14ZM256 13H257V15H256ZM111 14V15H110ZM163 14V13H162ZM187 14H188V16H187ZM191 14V15H190ZM226 14V15H225ZM229 16H228V15ZM237 14V16H235ZM240 14V15H239ZM107 15V16H106ZM112 15H114V16H112ZM128 15H129V17H128ZM184 15H186V16H184ZM256 15V16H255ZM259 15V16H258ZM111 16V17H110ZM117 16V17H116ZM120 16L122 17V18H120ZM124 16H126V17H128L127 19H126V17L124 18ZM200 16V17H199ZM201 16H203V17H201ZM217 16V17H216ZM241 16V17H240ZM246 18H245V17ZM259 18H261V19H259ZM261 16V17H260ZM107 17H109V18H107ZM186 17H188V19H186ZM221 17H222V21L220 22L219 20H221ZM226 17H228V18H232L231 20L230 19H228L229 21H227L226 20ZM234 17L235 18H237V19H239V20H241L242 19V17H244V20L245 21H247L248 22V20L251 22V25L250 24H248L247 22H245L243 19V24L246 26H243V24H242V21H239V20H236V19H234ZM239 17V18H238ZM255 17V18H254ZM104 18V19H103ZM113 18V19H112ZM117 18V19H116ZM119 18V19H118ZM131 18H133V19H131ZM162 18V17H161ZM208 18H210V19H208ZM257 18L259 19V21H257V25L256 24H253V22L255 23V21L257 20ZM101 21H100V20ZM109 19V20H108ZM121 19V20H120ZM123 19V20H122ZM130 19H131V21H133V22H130ZM154 19H156L158 22V24H156V20L154 21ZM195 19V20H194ZM197 19V20H196ZM198 19H200V20H198ZM201 19H202V22H204V24L201 22V24H198V23H200V21H201ZM254 19H255V21H254ZM106 20V21H105ZM112 20H115V21H112ZM117 20V21H116ZM125 20V21H124ZM129 20V21H128ZM204 20V21H203ZM233 20V22L234 23H231V21ZM238 21L237 22V24H236V21ZM104 21V22H103ZM193 21V22H192ZM199 21V22H198ZM253 21V22H252ZM107 22V23H106ZM111 22V23H110ZM122 22H123V24H122ZM155 22V23H154ZM198 22V23H197ZM207 22V23H208ZM239 22H241V23H239ZM259 22V23H258ZM260 22H262L261 24V26H258L259 24H260ZM102 23H103V25H102ZM106 23V24H105ZM114 23V24H113ZM115 23H118V24H115ZM125 23V24H124ZM130 23V24H129ZM131 23H133V24H131ZM197 23V24H196ZM213 23H214V25H213ZM217 23H220L221 25L223 24L224 26H225V29H227V27H229L228 25L226 26V24H229V25H231V29L233 30H231V34L235 31H237L236 33L234 32L233 34L235 35H237V33H239V30L240 31H242L241 29H240V26L241 27H244L243 29V33L242 32H240V33H242V34H240V35H242V36H240L239 34V37H238V35L236 36V37H234L233 35H232V37H230L231 36V34L229 35V32L230 31H228V30H225V29H223L224 28V26L222 25H220L221 26V28H220V26H219V24H217ZM226 23V24H225ZM246 23V24H245ZM105 24V25H104ZM120 24V25H119ZM142 24V25H141ZM190 24V25H189ZM193 24H194V26H193ZM234 24V25H233ZM240 24H242V25H240ZM248 24V25H247ZM110 27H109V26ZM114 25V26H113ZM123 25V26H122ZM136 27H135V26ZM202 25V26H201ZM216 25V26H215ZM236 25L238 26L237 28L239 29H237L236 28ZM256 26V27H253V26ZM110 29H108L107 27ZM111 26H113L112 27V29H111ZM129 26V27H128ZM139 26V27H138ZM212 26H214V27H212ZM248 26V27H247ZM257 26H258V28H257ZM131 27V28H130ZM205 27H207V28H205ZM223 27V28H222ZM236 28V30H235V28ZM251 27V28H250ZM263 28L262 30L260 29V28ZM108 29L107 31V33L105 34V32L103 33V32H101V31H105V30H103V29ZM130 28V29H129ZM202 28H205L204 30H202ZM216 28H218V29H223V31H219L218 29L216 30ZM246 28V29H245ZM116 29V30H115ZM151 29V28H150ZM247 29H249V31L247 30ZM250 29H253V30H250ZM135 32H133V33H136L137 31L136 30H134ZM179 31H180V33H179ZM225 31H226V33H225ZM263 33H262V32ZM129 32H131V33H129ZM209 32V33H210ZM113 33V34H114ZM174 33V32H173ZM171 34L170 36L172 37H168L170 40L168 41V42H170V46L168 47V49H166L165 51H163L162 53L164 54H162L161 53V55L158 57V58H160L159 59V62H158V58H157V61H156V64H158L159 63V66L157 65V67L158 68H160L161 69V67H162V69H163V67L164 66H166V67H168V64H170L171 63V60H172V58H174V56H176V54H177V51H180L181 49H180V47H181V42H182V39H183V32H182V29L181 30H178V32H175L174 34ZM176 33H179V34H177L176 35ZM214 33V34H215ZM104 34H105V36H104ZM117 34H118V32H117ZM213 34V35H214ZM246 34H248V36L246 35ZM174 35V36H173ZM216 34L214 35L215 36V38H218V37H216L217 36ZM226 35H228V36H226ZM114 36V35H113ZM182 36V37H181ZM213 36V37H214ZM244 36V37H243ZM238 37V38H237ZM243 37V38H242ZM248 37V38H247ZM175 38V39H174ZM228 38H230V39H228ZM234 40H233V39ZM237 38V39H236ZM245 41H244V40ZM247 39V40H246ZM251 39V40H250ZM106 40V39H105ZM226 42H224V41ZM229 40H231L230 42H228ZM240 42H239V41ZM172 41V42H171ZM175 41V42H174ZM233 41H236V42H233ZM250 41V42H249ZM239 42V43H238ZM242 42V43H241ZM173 43V44H172ZM232 43V44H231ZM226 44H228V46H226ZM246 45V46H245ZM261 45V46H260ZM231 46V47H230ZM242 46V47H241ZM224 47H228V48H226V51H225V49H224ZM233 47H234V49H233ZM236 47V48H235ZM240 47V48H239ZM244 47V48H243ZM248 47V48H247ZM250 47V48H249ZM172 48V49H171ZM175 48V49H174ZM223 48V49H222ZM222 50V51H220V50ZM237 49V50H236ZM245 49H246V51H245ZM263 49V50H262ZM225 52H224V51ZM234 50V51H233ZM253 50V51H252ZM262 50V51H261ZM229 52V53H228ZM171 53V54H170ZM175 54V55H174ZM163 55V57H161ZM170 55V56H169ZM211 55H213V56H211ZM215 57V58H214ZM167 59V60H166ZM171 59V60H170ZM218 60V61H216V60ZM219 59H220V61H219ZM160 60H162V61H160ZM170 60V61H169ZM213 61V62H212ZM158 62V63H157ZM167 63V65H165ZM164 64V65H163ZM215 66V67H216ZM166 67H164V68H166ZM208 68V67H207ZM223 68L225 69V70H223ZM221 69H222V71H221ZM219 71V73H217ZM257 71V72H256ZM258 74V76H260V75H263V76H260L259 78H258V76L256 75L255 76V74L256 73ZM261 72H263L262 74H260ZM220 73H222V76H221V74ZM254 73V74H253ZM208 74V75H207ZM211 74H213V76H217V78L216 77H214L213 79H210V78H212L213 76H210ZM215 74V75H214ZM220 74V76H218ZM260 74V75H259ZM251 75V76H250ZM207 76V77H206ZM208 76H210V78L208 77ZM252 76H255L256 78H254V77H252ZM206 77V78H205ZM219 77H221L220 78V83H219ZM223 77H225V78H223ZM252 77V78H251ZM187 78V79H186ZM208 78V79H207ZM223 78V79H222ZM263 78V79H262ZM185 79L186 80H188V77H185ZM209 79H210V81H211V83H209L210 81H209ZM214 79H218L217 80V82L219 83H216L215 81H214ZM222 79V80H221ZM252 79V80H251ZM256 79H258V81L256 80V83H255V80ZM259 79H262V80H260L261 82H259ZM185 80V82H183L184 83V85H187L186 83H190L189 85H191L194 81H192V80H188V81H186ZM197 80H199V81H197ZM204 80V81H203ZM225 82H224V81ZM247 80H248V82H250L249 83V85H251V87H252V89H251V87H249V85H247L248 84V82H247ZM184 81V80H183ZM223 81V82H222ZM254 81V82H253ZM204 82H205V85H204ZM216 83V84H214V83ZM253 82V83H252ZM226 83V84H225ZM254 83H255V85H254ZM207 84V85H206ZM258 84V85H257ZM209 85V86H208ZM213 86V88H211L212 86ZM222 85V86H221ZM223 85H225V86H223ZM254 85V86H253ZM216 86V87H215ZM220 86V87H219ZM248 86V87H247ZM256 86V87H255ZM188 87V86H187ZM224 87V88H223ZM235 87V88H234ZM254 87V88H253ZM210 88H211V90H210ZM209 89V90H208ZM234 89V90H233ZM179 91V92H178ZM183 91H186V92H183ZM191 92V93H190ZM175 93V94H174ZM175 96H174V95ZM180 94V95H179ZM182 94H184V96L182 95ZM186 94V95H185ZM173 95V96H172ZM179 96H181V97H179ZM190 96V97H189ZM165 97H167V99H163V98H165ZM170 97V98H169ZM169 98V99H168ZM175 98V99H174ZM177 98V99H176ZM189 98H190V100H189ZM191 98H192V100H191ZM162 99V100H161ZM174 99V100H173ZM197 99V100H196ZM166 100H168V101H166ZM172 100V101H171ZM187 100V101H186ZM194 100V101H193ZM182 101H183V103H182ZM184 101H186V102H184ZM188 101H189V103H188ZM196 101V102H195ZM162 102V103H161ZM168 102V103H167ZM171 102V103H170ZM191 102V103H190ZM185 103H187V105H185ZM193 103H194V105H193ZM201 103V104H200ZM205 103V104H204ZM157 104V105H158ZM188 104H190V105H188ZM197 106H196V105ZM158 105V106H159ZM222 105V106H221ZM231 105V106H230ZM260 105V106H259ZM173 106V105H172ZM175 106V105H174ZM179 106V107H180ZM188 106V107H187ZM237 106V107H236ZM253 107V108H249V107ZM259 106V107H258ZM193 108V107H190V109L191 108H193L194 110L195 109H197V108ZM213 107V108H212ZM231 108V109H228V108ZM239 107V108H238ZM210 108H212V109H210ZM214 108H216V109H214ZM222 108H224V109H222ZM227 108V109H226ZM234 108V109H233ZM241 108H243V110L241 109ZM254 108H256V109H254ZM192 109V110H193ZM249 109V110H248ZM217 110H216V112H217ZM218 111V112H222V111ZM227 110H229V112L227 111ZM250 110H252L253 112L254 111H258L257 113L258 114H256L255 112L253 113L252 111H250ZM196 111H199V108L196 110ZM248 111V112H247ZM233 112V113H234ZM263 112V113H262ZM205 113V114H204ZM245 113V114H244ZM196 114H197V112H196ZM248 114V115H247ZM250 114V115H249ZM256 114V115H255ZM194 115V117L196 116L195 115V113L193 114ZM239 115V114H238ZM255 115V116H254ZM246 116H248V118L246 117ZM252 116V117H251ZM255 118H254V117ZM256 116H258V118L256 117ZM260 116H262V117H260ZM257 118V119H256ZM251 119V120H250ZM209 120L211 121V122H209ZM226 120V121H225ZM205 123H204V122ZM228 121V125H227V122ZM247 121V122H246ZM250 121V122H249ZM198 122V123H197ZM201 122H203V123H201ZM209 122V123H208ZM221 122V123H220ZM245 122V123H244ZM212 125H211V124ZM226 123V124H225ZM249 123H250V125H249ZM191 124L193 125L192 126V128H191ZM208 124V125H207ZM220 126H219V125ZM247 124V125H246ZM201 125V126H200ZM205 127H204V126ZM229 125H231V126H229ZM242 125H243V127H242ZM198 126L200 127V128H198ZM208 126V128H206ZM214 126V127H213ZM195 127V128H194ZM201 127H203V128H201ZM219 127H221V128H219ZM228 127V128H227ZM231 127V128H230ZM219 128V129H218ZM230 128V129H229ZM233 128V129H232ZM208 129V130H207ZM215 129V130H214ZM224 129H226V131L224 130ZM228 129V130H227ZM232 129V130H231ZM237 129H240V130H237ZM196 130V133L194 132V131ZM199 130H202V131H199ZM213 130V131H212ZM229 130H231V131H229ZM233 130H235V131H233ZM187 131V132H186ZM195 133H193V132ZM210 131V132H209ZM217 131L219 132V133H217ZM221 131L223 132V134L221 133ZM229 131V132H228ZM192 132V133H191ZM204 132H205V134H204ZM208 132V133H207ZM212 132V133H211ZM214 132H216L215 134H214ZM232 132V133H231ZM233 132H235V133H233ZM211 133V134H210ZM228 133V134H227ZM187 134H189V136H191V137H189V136H187ZM200 134L202 135V136H200ZM222 134V135H221ZM226 134V135H225ZM234 135V136H230V135ZM236 134L238 135V138H237V136H236ZM181 135V134H180ZM182 135H181V138L183 139V137H182ZM224 135H225V137H224ZM195 136H197V137H199V140H198V138H196ZM206 136V137H205ZM207 136H208V140H207ZM214 139V140H212L211 141V137ZM216 136L217 137H219V138H216ZM223 136V137H222ZM230 138H229V137ZM190 139H189V138ZM203 137H204V139H203ZM233 139H232V138ZM194 138V139H193ZM228 138V139H227ZM236 138V139H235ZM262 138V139H261ZM219 139V140H218ZM224 139H226V140H224ZM190 142H189V141ZM205 140H207L206 142H205ZM218 140V141H217ZM231 140H233V141H231ZM240 140L242 141V142H240ZM183 142H184V139L182 140ZM199 141V142H198ZM211 141V142H210ZM213 141H214V143H213ZM219 142L220 141V145H219V143H217V142ZM223 141V142H222ZM226 141H227V143H226ZM245 141V142H244ZM196 142V143H195ZM210 142V143H209ZM225 142V143H224ZM229 142V143H228ZM230 142H232L231 144H230ZM191 143H193V144H191ZM202 143V144H201ZM206 143V144H205ZM189 144H191V145H189ZM195 144H197V145H195ZM213 144V145H212ZM223 144V145H222ZM227 144V145H226ZM216 145V146H215ZM188 146V147H187ZM192 146V147H191ZM201 146V148L199 149V147ZM205 146H207V147H205ZM192 149H191V148ZM205 148V149H204ZM206 148H207V150H206ZM184 149V148H183ZM190 149H191V151H190ZM198 151H200V152H198ZM203 151H205V152H203ZM206 151H208V152H206ZM187 153H188V156H187ZM200 153V154H199ZM190 154V155H189ZM199 154V155H198ZM184 155V156H183ZM197 155V156H196ZM210 155V156H209ZM183 156V157H182ZM190 156V157H189ZM205 156V157H204ZM209 156V157H208ZM200 157V158H199ZM207 158V159H206ZM213 158L215 159V160H213ZM218 158V159H217ZM187 159H189V160H187ZM192 159V160H191ZM201 159L203 160V161H201ZM212 159V160H211ZM222 159H224V160H222ZM196 160H197V164H196ZM199 160V161H198ZM211 160V161H210ZM221 160V161H220ZM217 161V162H216ZM226 161V162H225ZM206 162H207V164H206ZM221 162V163H220ZM225 162V163H224ZM230 162V163H229ZM243 162V163H242ZM261 162V163H260ZM192 163V165H190ZM198 163H200V165L198 164ZM226 163H227V165H226ZM241 163L243 164V165H241ZM245 163H247V164H245ZM196 164V165H195ZM202 164V165H201ZM213 164H214V166H213ZM219 164V165H218ZM224 164V165H223ZM240 164V165H239ZM195 165V167H193ZM203 165H204V167H203ZM222 165H223V167H222ZM230 165H232V166H230ZM217 166V167H216ZM220 166V167H219ZM229 166V167H228ZM239 166V167H238ZM249 166H251L252 167V169H251V167H249ZM200 167V168H199ZM201 167H203V168H201ZM207 167V168H206ZM212 167V168H211ZM222 167V168H221ZM243 167V168H242ZM245 167V168H244ZM189 168V167H188ZM198 168V169H197ZM218 168V169H217ZM224 168V169H223ZM234 168V169H233ZM246 168H247V170H246ZM195 169V170H194ZM197 169V170H196ZM199 169H200V171H201V173L203 172V171H205L204 173H202L203 175H201V173H200V171H199ZM220 172V173H218V171ZM219 169H221V170H219ZM239 169V170H238ZM256 171V174L254 173L255 171ZM190 170V169H189ZM188 170V171H189ZM193 170H194V172H193ZM207 170V171H206ZM212 170H214V171H212ZM241 170V172H239ZM212 172V174L210 175V174H208L209 172ZM216 171V172H215ZM238 171V172H237ZM210 172V173H211ZM213 172H215V173H213ZM222 172H224V173H222ZM243 172V173H242ZM252 172L254 173V174H252ZM193 173V174H192ZM196 175H195V174ZM198 173V174H197ZM235 173V174H234ZM238 175H237V174ZM242 173V174H241ZM249 175H248V174ZM245 174H246V176H245ZM258 174V175H257ZM261 174H262V176H261ZM199 175V176H198ZM213 175V176H212ZM221 175V176H220ZM237 175V176H236ZM257 175V176H256ZM192 176H197V177H194L193 179H192ZM204 179H200L201 177ZM209 176H211V177H209ZM239 176H241V177H239ZM248 177V178H247ZM259 177V178H258ZM197 178V179H196ZM216 178V179H215ZM238 178H239V180H238ZM244 178H246V179H244ZM250 178H252V179H250ZM255 178V179H254ZM256 178H258L257 180H256ZM262 178V179H261ZM196 179V180H195ZM199 179V180H198ZM260 179V180H259ZM167 179H165V181H166ZM172 180V179H171ZM176 180H177V182L178 183H176ZM192 180H194V181H192ZM201 180V181H200ZM202 180H203V182H202ZM212 180V181H211ZM215 180V181H214ZM218 180V181H217ZM241 180V181H240ZM244 180V181H243ZM256 180V181H255ZM259 180V181H258ZM167 181H170V180H167ZM179 181H181V182H179ZM198 181V182H197ZM208 183H207V182ZM210 181V182H209ZM259 183H258V182ZM117 182H120L119 184H117ZM145 182H143V183H145ZM171 182V181H170ZM192 182V183H191ZM204 182H206V184L207 185H205V183ZM142 183V184H143ZM190 183V184H189ZM193 183H195V184H193ZM197 183V184H196ZM199 184V185H198ZM209 184V185H208ZM113 185V186H114ZM122 185V186H123ZM183 185V186H182ZM189 185H194V187H192V190L193 191H191V187L189 188ZM197 185V186H196ZM143 186V187H142ZM199 186V187H198ZM204 186V187H203ZM209 187L208 188V190H207V187ZM107 187V186H106ZM127 187H128V189H127ZM178 187V188H177ZM185 187H186V189H185ZM116 188V189H115ZM134 188V189H135ZM143 188H144V190H145V192H144V190H143ZM173 188V189H172ZM176 188V189H175ZM183 188V190H186L187 191V193L185 194V192L183 191V190H181ZM187 188H189V189H187ZM196 188V189H195ZM200 188V189H199ZM205 188H206V190H205ZM107 189H109L108 187H107ZM110 189H111V187H110ZM133 189V188H132ZM131 189V190H132ZM133 189V190H134ZM113 190V189H112ZM203 190V191H202ZM134 191V192H135ZM163 191V190H162ZM173 191H176V192H173ZM181 191L183 192V194L181 195V194H179V193H181ZM189 191H191V193L189 192ZM199 191V192H198ZM205 191V192H204ZM131 192V191H130ZM143 192V193H142ZM147 192H149V196H150V194L152 193V195L154 196H151V199L153 200H151L150 198H148L149 196H148V194H147ZM151 192V193H150ZM154 192L156 193V194H154ZM194 194H193V193ZM198 192V193H197ZM202 192H204V193H202ZM252 192V193H251ZM146 193V194H145ZM176 194V195H174V194ZM203 194V196L201 195L200 196V194ZM131 194V193H130ZM139 194H140V196H139ZM166 194V193H165ZM178 194V195H177ZM207 194V195H206ZM210 194V195H209ZM114 195V196H115ZM132 195V194H131ZM142 195V196H141ZM194 195V196H193ZM196 195V196H195ZM249 195H251V198H250V196ZM256 195V196H255ZM138 196V197H137ZM145 196H147L146 198H145ZM173 196V197H172ZM184 196H183V199H185L184 198ZM200 196V197H199ZM140 197V198H139ZM176 197V198H175ZM197 199H196V198ZM253 197V198H252ZM143 198V199H142ZM158 198H159V196H158ZM157 198V199H158ZM201 198V199H200ZM203 198V199H202ZM205 198H207V199H205ZM246 198H247V200H246ZM258 198H259V200L260 201H257L258 200ZM118 199H119V201L121 200V204H119L118 205ZM141 199V200H140ZM156 199V200H157ZM190 199V200H189ZM242 199V200H241ZM244 199V200H243ZM253 199H255L256 200V204H255V202H253ZM134 202L133 203V205L132 204H130V203H132V201ZM139 200V201H138ZM164 200V201H163ZM196 200V201H195ZM234 200H236V202L234 201ZM241 200V201H240ZM254 200V201H255ZM136 201V202H135ZM143 201V202H142ZM147 201H148V203H147ZM167 201V204L169 203ZM207 203H206V202ZM243 201H245L246 202V205H247V207L249 206V207H251V208H247L246 207V205H245V202H243ZM253 203H252V202ZM125 202H123V203H125ZM140 202V203H139ZM151 204H150V203ZM239 202V203H238ZM241 202H243V203H241ZM259 202H261V203H259ZM262 202H263V204H262ZM137 203H138V206H137ZM146 204V206H145V204ZM153 203V204H152ZM169 203V204H170ZM196 203V204H195ZM206 203V204H205ZM231 203H233V204H231ZM249 203H251L250 205H249ZM259 203V204H258ZM168 204V205H169ZM180 204H182V205H184V206H181ZM205 206H204V205ZM240 204V205H239ZM253 204L255 205V208L257 207V209H255L254 208V206H253ZM262 204V205H261ZM122 207H121V206ZM136 205V206H135ZM141 205V206H140ZM168 205H166L167 207H169V208H171V206L172 205H170V206H168ZM202 205V208L200 207ZM239 205V206H238ZM252 205V206H251ZM132 206V207H131ZM140 206V207H139ZM145 206V207H144ZM155 206V207H154ZM177 206H179L178 208H177ZM195 206V207H194ZM135 207V208H134ZM136 207H139V208H137L136 209ZM152 207H154V209L152 208ZM197 207V208H196ZM241 209H240V208ZM246 209H245V208ZM252 207H253V210H254V212L251 210L252 209ZM131 208H132V210H131ZM147 210H145V209ZM149 208V209H148ZM152 208V209H151ZM168 208V209H169ZM184 208V209H183ZM200 208V209H199ZM126 209H127V211H129V212H127L126 211ZM139 209V210H138ZM159 209H157L158 211H159ZM92 210V209H91ZM90 210V212H92ZM131 210V211H130ZM135 210H137V211H135ZM142 210H145V211H142ZM151 210H154V211H151ZM157 210H156V212H157ZM162 210V211H161ZM166 210V211H165ZM177 210V211H176ZM179 210V211H178ZM186 212H185V211ZM241 210H243V211H241ZM246 210H248L247 212H246ZM118 211V210H117ZM120 211H119V214L120 215H118L116 212V214L118 215V218L119 219H121L122 218V214H123V212L122 213H120ZM140 211H141V213H140ZM164 211V212H163ZM191 211V212H190ZM251 211V212H250ZM89 212V213H90ZM132 212V213H131ZM146 212V213H145ZM148 212H150V213H148ZM174 212H176V213H174ZM188 212V214L190 215V216H187L188 214H186ZM96 213V212H95ZM135 213V214H134ZM143 213H145V214H143ZM154 215H153V214ZM250 213H251V215H250ZM90 214H94V213H90ZM127 214V215H126ZM137 214V215H136ZM143 214V215H142ZM152 214V215H151ZM166 214V215H165ZM180 214H183V215H180ZM113 215V214H112ZM111 215V216H112ZM122 215V216H121ZM139 215H142V216H139ZM145 215H146V217H145ZM158 215H160L159 217H157ZM186 215V216H185ZM110 216V217H111ZM121 216V217H120ZM150 216H151V218H150ZM181 218H180V217ZM183 216V217H182ZM124 217V218H125ZM143 219H142V218ZM156 218V219H154V218ZM179 217V218H178ZM185 217V218H184ZM188 217V218H187ZM90 218H93V217H91L90 216ZM115 218V219H116ZM123 218V219H124ZM133 218V219H132ZM145 218H146V220H145ZM148 218V219H147ZM163 218V219H162ZM184 218V220H181V219H183ZM149 219H151V220H149ZM153 219V220H152ZM189 221H188V220ZM109 220H110V218H109ZM124 220V221H125ZM133 220V221H132ZM138 220H140V222L142 221V223H140ZM154 220L156 221V222H158V223H155L154 222ZM158 220V221H157ZM179 220V221H178ZM181 220V221H180ZM90 221H91V219H90ZM93 221H95L94 219H93ZM111 221V220H110ZM121 221H123V220H121ZM143 221H144V223L145 224H147V226L145 225L144 226V224H143ZM153 221V222H152ZM163 223H162V222ZM178 221V222H177ZM206 221V222H205ZM96 222H98V221H96ZM134 222V223H133ZM136 222V223H135ZM147 222H150L151 224H149V223H147ZM160 222V223H159ZM188 222V223H187ZM94 223V224H93ZM85 224H86V226H85ZM101 224V225H100ZM122 224V225H121ZM142 224V225H141ZM157 226H156V225ZM3 225V224H2ZM48 225V226H47ZM91 225V226H90ZM92 225H94V226H92ZM97 227H96V226ZM120 225V226H119ZM130 225V226H129ZM141 225V226H140ZM43 226H47V228L44 230V228H43ZM93 227L94 229L92 230V228H90V227ZM100 226V227H99ZM119 227V228H116V227ZM122 226V227H121ZM131 226L132 227H136L137 229L138 228H140V233L138 232V230L135 228H133L134 230H137V231H134L132 228H131ZM140 226V227H139ZM155 226V227H154ZM1 227V226H0ZM6 227H8V226H6ZM5 227V225H4V227L3 228H5V230L6 231H4V232H2V233H0V255L2 256V258L0 257V260H1V262H0V264L1 263H3V264H15V262L17 261V259H18V256H16L17 255V253H19V255H20V253H22V252H24L25 251V248L26 249H31V248H27V247H25L26 245H24V247L25 248H19L18 250V252H16L17 251V246L19 245V244H17V243H15V241L17 240V241H19L18 239H20L21 237H18V236H16V238L13 240L14 242H12L11 240H12V236L11 237H9L10 235H9V233H8V231L10 232L12 229H10L9 227L8 228H6ZM41 227V228H40ZM82 227V228H81ZM89 227V228H88ZM107 227L109 228V230L107 229ZM114 227V228H113ZM143 227H145V228H143ZM154 227V228H153ZM156 227H159V228H156ZM40 228V229H39ZM98 228H101V231H102V228H104L103 230L105 231L106 230V233L108 234V236H107V234H104L105 235V237H104V235L102 236L101 235V238L99 239L98 237H100V236H97V234H96V231L98 230ZM112 228V229H111ZM123 228V229H122ZM130 228V229H129ZM153 228V229H152ZM8 229V230H7ZM43 229V231L41 232L40 230H42ZM115 229H117V230H115ZM125 229V230H124ZM144 229V230H143ZM149 229L151 230V231H149ZM2 230V229H1ZM4 230V229H3ZM89 230V231H88ZM90 230H91V232H92V234H91V232H90ZM95 230V231H94ZM114 230L116 231V232H114ZM124 230V231H123ZM131 232H130V231ZM142 230L144 231V233L142 232ZM37 231H38V233L40 234V233H42L41 235H38V233H37ZM72 231H73V233H72ZM93 231H94V233L96 234H94L93 233ZM111 231H113V233H115V235L111 232ZM120 231H122V232H120ZM149 231V232H148ZM158 231V232H157ZM5 232H7L6 234H7V236H5V234L3 235V233H5ZM75 232V233H74ZM76 232H77V234L79 235V234H81V235H79L80 237H78L77 236V234H76ZM90 232V233H89ZM126 232V233H125ZM130 232V234H128ZM133 232V233H132ZM135 232V233H134ZM142 232V233H141ZM145 232H146V234H145ZM153 232V233H152ZM37 235H36V234ZM90 235H92L93 236V240L91 239L92 238V236H90ZM118 234V236H117V238H116V235ZM121 233H122V235H121ZM124 233V234H123ZM151 233V234H150ZM157 233V236L159 237V238H157L156 237V234ZM158 233H160L159 235H158ZM2 234V235H1ZM73 234V236H71ZM74 234H75V236H74ZM83 234V235H82ZM87 234V235H86ZM95 236H97V237H94V235ZM112 234V235H111ZM119 234H120V236H119ZM136 234V235H135ZM139 234H141V235H144V238H145V240H144V238L141 236V235H139ZM148 234V235H147ZM154 234V235H153ZM30 235H31V233H30ZM35 235V236H34ZM110 235V236H109ZM125 235H126V238H125ZM129 235H132L133 236V238L132 237H130ZM138 235V236H137ZM34 236V237H33ZM69 236V237H68ZM88 238H87V237ZM90 236V237H89ZM123 236V237H122ZM127 236H128V238H127ZM138 238H137V237ZM151 236H153V239L151 238ZM75 237H77V238H75ZM83 237V239H84V241H83V239L81 240V238ZM85 237V238H84ZM110 237V238H109ZM147 237H148V239H150V240H148L147 239ZM41 238H42V236H41ZM70 238H71V240L73 241H71L70 240ZM97 238L100 240V242H97L98 240H97ZM103 238V239H102ZM105 238V239H104ZM108 238H109V240H108ZM117 240H115V239ZM120 238H121V240H120ZM132 238V239H131ZM136 240H135V239ZM142 238V239H141ZM34 239V241H36ZM77 239H78V241L80 240V242H78L77 241ZM101 239L102 240H104V241H102V243H101ZM124 239H126V241H124V244H123V240ZM127 239L128 240H131V241H133V242H135V243H131V241H127ZM140 241H139V240ZM6 240V241H5ZM88 240V241H87ZM97 240V241H96ZM108 242H107V241ZM138 240V241H137ZM151 242L152 240V242H154V241H157V242H155V243H152L151 242V244L154 246H152L149 242ZM26 241H23V238H22V240H21V242H22V244H21V242L19 241V243H20V245H22L23 246V244H25L24 242H26ZM66 241V242H65ZM77 241V242H76ZM81 241H82V243H81ZM86 241V242H85ZM89 241H94L93 243L92 242H89ZM111 241V242H110ZM120 242V244H119V242ZM142 241H144L143 243H141ZM2 242H5V243H3V245H2ZM64 244H63V243ZM70 242H72V243H70ZM85 242V243H84ZM107 242V243H106ZM117 242V243H116ZM145 242H147V243H145ZM80 243V244H79ZM90 243H91V245H90ZM95 243V244H94ZM97 243V244H96ZM100 243V247L99 246H97L98 244ZM111 243V244H110ZM115 243V244H114ZM139 243V244H138ZM144 243L146 244V245H144ZM151 245V246H149V247H146V246H148L149 244ZM5 244H9L10 246H8V245H6V246H8L7 248H8V250H7V248H6V246H5ZM63 244V245H62ZM73 246H72V245ZM83 244L85 245V247H87L88 248V250L85 248V247H83ZM93 244V245H92ZM106 244H109V245H107L108 246V249H107V246H105ZM128 246V248H127V246ZM130 244H132L133 245V249L131 250V248H132V245H130ZM135 244H137V245H142V248H141V245H140V247L139 246H136V248H135ZM148 244V245H147ZM19 245V246H20ZM40 245V246H39ZM67 245V246H66ZM69 245V246H68ZM75 245V246H74ZM89 245V246H88ZM103 247H102V246ZM112 245V246H111ZM114 245H117V249H116V246H114ZM121 245V246H120ZM2 246H4V248L7 250V251H5L4 252V248L2 247ZM16 246V247H15ZM57 248H56V247ZM58 246H59V248H58ZM63 246V247H62ZM82 246V247H81ZM91 246V247H90ZM96 246V247H95ZM112 247V249H111V247ZM130 246H131V248H130ZM12 247H15V248H12ZM38 247H40V248H38ZM62 247V248H61ZM71 247V248H70ZM79 249H78V248ZM110 247V248H109ZM114 247V248H113ZM119 247V248H118ZM124 247H125V249H124ZM137 247L139 248V249H137ZM146 249H145V248ZM151 247V248H150ZM51 248V247H50ZM53 248L55 249V251L53 250ZM66 248V249H65ZM91 249V251H90V249ZM93 248L95 249V250H93ZM105 248V249H104ZM143 249V250H141V249ZM155 250H154V249ZM12 249L14 250V251H12ZM21 249H23V251L21 250ZM58 249V250H57ZM68 249H69V251L71 252H69L68 251ZM74 249H75V251H74ZM80 249H82V250H80ZM87 251H86V250ZM103 249V251H101V250ZM107 249V250H106ZM121 249V250H120ZM20 250H21V252H20ZM38 250V251H37ZM50 250V255H51V251H54V252H52V257H48L49 256V254H48V251ZM93 250V251H92ZM104 250H106V251H104ZM111 251V253H110V251ZM116 250V251H115ZM118 250V251H117ZM141 252L142 254H139V252ZM30 252H31V250H29ZM28 251V252H29ZM37 251V252H36ZM68 251V252H67ZM74 251V252H73ZM84 251H86V252H83ZM88 251H90V252H88ZM96 251V252H95ZM100 253H99V252ZM131 251L134 253H131ZM16 252V253H15ZM36 252V253H35ZM67 252V253H66ZM80 252V253H79ZM102 252V253H101ZM60 253V254H59ZM78 253V254H77ZM85 253L87 254V255H85ZM96 253V254H95ZM106 253V254H105ZM110 255H109V254ZM125 253H127V254H125ZM129 253V254H128ZM137 253V254H136ZM59 254V255H58ZM66 254V255H65ZM67 254H70V255H67ZM79 254H81L80 256H77V255H79ZM105 254V255H104ZM132 254V255H131ZM135 254L136 255H138V256H135ZM9 255V256H8ZM23 255V254H22ZM37 255V256H36ZM54 255H55V257H54ZM57 255V256H56ZM84 255H85V257H84ZM112 256V258L111 257H109V256ZM43 256V257H42ZM105 256V257H104ZM121 258V260H120V258ZM131 256H133V257H131ZM143 256V257H142ZM7 257H11V259L13 260V262H12V260L11 259H9V258H7ZM55 259H54V258ZM58 257V258H57ZM59 257H61V258H59ZM68 258V260H70V258L72 259V260H70L69 261V263L67 262L68 260H67V258ZM82 259H81V258ZM86 257H88V258H86ZM109 258V261L110 260H112V262L110 261H108V258ZM136 257V258H135ZM9 259V261L10 262H12V263H10L8 260H5V259ZM34 258H32V259H34ZM51 258V261L49 260L48 261V259H50ZM57 258V259H56ZM79 258V259H78ZM111 258V259H110ZM115 258H117V259H115ZM123 258H125V259H127L126 261H125V259H123ZM130 258V259H129ZM135 259L134 260V262H133V259ZM143 258V260H141ZM84 259V260H83ZM86 259H87V261H86ZM106 259H107V262H106ZM114 259V260H113ZM131 259H132V261H131ZM16 260V261H15ZM57 260H59V261H57ZM67 260V261H66ZM79 260V261H78ZM81 260V261H80ZM124 260V261H123ZM128 260H129V262L130 263H128ZM4 261H6V262H4ZM116 261V262H115ZM120 261V262H119ZM138 261L136 262V264H140V262L138 263ZM145 261V262H144ZM9 262V263H8ZM53 262V263H52ZM65 262V263H64ZM71 262V263H70ZM76 262V263H75ZM122 262H124V263H122Z\"/></svg>", "mask_w": 264, "mask_h": 264}]
</instances>
